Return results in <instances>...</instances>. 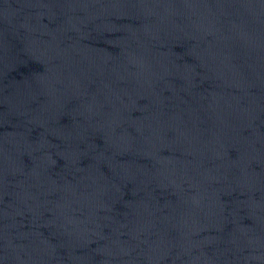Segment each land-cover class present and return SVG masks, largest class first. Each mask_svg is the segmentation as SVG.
I'll use <instances>...</instances> for the list:
<instances>
[{"label": "water", "instance_id": "1", "mask_svg": "<svg viewBox=\"0 0 264 264\" xmlns=\"http://www.w3.org/2000/svg\"><path fill=\"white\" fill-rule=\"evenodd\" d=\"M0 264H264V0H0Z\"/></svg>", "mask_w": 264, "mask_h": 264}]
</instances>
